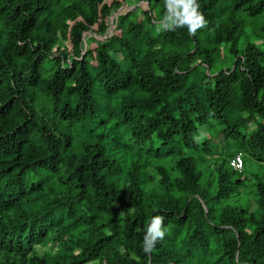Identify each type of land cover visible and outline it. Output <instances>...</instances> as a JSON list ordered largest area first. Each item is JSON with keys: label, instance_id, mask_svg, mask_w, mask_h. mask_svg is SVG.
<instances>
[{"label": "trees", "instance_id": "1", "mask_svg": "<svg viewBox=\"0 0 264 264\" xmlns=\"http://www.w3.org/2000/svg\"><path fill=\"white\" fill-rule=\"evenodd\" d=\"M198 3L190 36L165 0H0V264H264L229 164L264 162V0Z\"/></svg>", "mask_w": 264, "mask_h": 264}, {"label": "clouds", "instance_id": "2", "mask_svg": "<svg viewBox=\"0 0 264 264\" xmlns=\"http://www.w3.org/2000/svg\"><path fill=\"white\" fill-rule=\"evenodd\" d=\"M168 13L157 30H175L177 27L187 26L188 34L195 36L197 31L207 27V21L199 11L198 0H165ZM239 154V153H238ZM163 217L155 216L147 227L143 248L146 253L151 252L158 241H162L169 229L163 225Z\"/></svg>", "mask_w": 264, "mask_h": 264}, {"label": "rangeland", "instance_id": "3", "mask_svg": "<svg viewBox=\"0 0 264 264\" xmlns=\"http://www.w3.org/2000/svg\"><path fill=\"white\" fill-rule=\"evenodd\" d=\"M100 40L102 39L100 38ZM220 49L223 55L225 56L228 55L229 46L222 45L220 46ZM214 134H215L214 132H211L210 134L206 133L205 137L209 138L211 142H215V147L212 148L211 152L213 153L212 154L213 156H216L222 145L220 146L219 144L221 143V141L219 140V137L214 139V136H213ZM243 162L245 164V168H244L245 181H244L242 189L239 192V196H236V198L234 199L235 200L234 203L242 205V206H247L250 211H253L255 209L254 207L255 202L253 198V194L255 191V183L260 180L264 181V162L255 160L253 157H250L247 154H243Z\"/></svg>", "mask_w": 264, "mask_h": 264}, {"label": "built area", "instance_id": "4", "mask_svg": "<svg viewBox=\"0 0 264 264\" xmlns=\"http://www.w3.org/2000/svg\"><path fill=\"white\" fill-rule=\"evenodd\" d=\"M229 164L233 170L238 172L241 171L244 164L242 155L236 154L233 158H231Z\"/></svg>", "mask_w": 264, "mask_h": 264}, {"label": "water", "instance_id": "5", "mask_svg": "<svg viewBox=\"0 0 264 264\" xmlns=\"http://www.w3.org/2000/svg\"><path fill=\"white\" fill-rule=\"evenodd\" d=\"M113 29H114V26L111 25V26L109 27L108 35H111ZM101 39H103V38H101Z\"/></svg>", "mask_w": 264, "mask_h": 264}]
</instances>
